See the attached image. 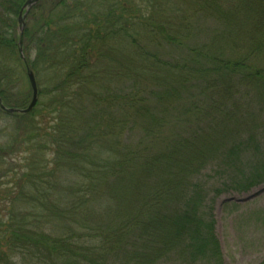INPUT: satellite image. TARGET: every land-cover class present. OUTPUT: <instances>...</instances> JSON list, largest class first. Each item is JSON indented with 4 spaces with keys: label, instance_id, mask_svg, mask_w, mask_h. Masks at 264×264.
I'll list each match as a JSON object with an SVG mask.
<instances>
[{
    "label": "trees",
    "instance_id": "16d2710c",
    "mask_svg": "<svg viewBox=\"0 0 264 264\" xmlns=\"http://www.w3.org/2000/svg\"><path fill=\"white\" fill-rule=\"evenodd\" d=\"M26 1L0 0V98L9 108L29 106L31 86L19 95L13 92L19 73L15 70L20 68L26 72L31 69L35 77L44 73L50 86L43 90L37 81L39 101L30 114L10 115L0 109L1 121L15 119V125L7 122L0 130V137L5 134L7 138L1 147L4 154L0 157V197L5 196L13 208L28 205L41 214L33 223L35 227L28 223L25 213L19 221L17 215H12L10 221L17 223H11L8 230H1L5 226L0 221V246H6L0 247V264H20L12 260L17 252L28 264H108L107 252L126 248L116 247L120 238L109 239L105 231L108 246L100 253L80 241L88 238L91 228L80 222L82 218L75 209L81 203L87 204V200L78 201L70 209L59 210L52 205V191L57 187L65 191L60 187L64 183L60 175L62 168L70 165L77 174L88 177L86 168L92 169L97 177L91 176V180L100 185L101 179L107 184L121 176H128L133 182V187L127 184L126 190L140 194L141 206L134 215H122L121 223L115 225L114 230L123 235L121 240L126 241L125 234L130 237V230L142 226L144 239L151 237V245H155L153 239H159L162 246L184 247L191 263L201 259L222 264L214 220L211 211L205 209L208 192L198 179L205 166L210 165L220 180L221 187L216 190L219 195L230 190L245 193L264 184L262 142L255 134L224 133L219 139L234 114L216 103L206 108L203 102L188 101L176 107L180 115L173 113L175 108L170 109L175 115L170 119L160 115L159 104L175 106L181 92L190 96L194 87L205 97L208 90L217 87L215 83L208 84L210 76H220L228 82L251 81L264 87V66L257 61L252 63L253 58L264 55V40L233 46L242 53L238 59L222 56L225 36L230 28L234 30L230 36L243 34L246 16L264 25V0H228L235 6L234 11L224 9L218 0H190L194 13L206 20L217 18L216 25L222 27L221 31L208 30L206 35L214 36L213 41L198 46L184 42L187 37L181 28L168 21L164 16H169L158 7L160 0H102L105 9L99 8L95 0H41L29 15L24 31L25 63L19 54L16 17ZM241 16L244 21L240 24ZM200 25L187 24L188 29L195 31ZM140 37L150 40L151 50L142 46ZM117 44L121 47L118 53L114 50ZM112 81L120 85L108 88ZM224 90L228 94L226 87ZM118 102L125 111L123 119H105L106 113L114 115ZM208 108L213 113L201 116ZM210 114L221 121H208L207 127L201 128ZM182 115L186 117L182 119ZM116 125H121L122 130L140 127L145 139L120 149L126 151L125 156L114 164L117 158L108 154L117 150L118 143L111 139L117 137ZM167 132L172 134L167 136ZM47 151L56 159L45 162ZM52 164L55 165L51 167ZM89 164L95 166L88 167ZM11 174L10 182L3 184L2 178L8 179ZM85 183L67 188L79 194L82 190L86 195L98 188L84 186ZM10 185L13 186L9 188ZM3 186L7 189L1 190ZM179 202L182 210L178 211L175 205ZM54 212L63 223L58 234L36 225L40 220L46 225ZM74 218L77 229L70 227Z\"/></svg>",
    "mask_w": 264,
    "mask_h": 264
},
{
    "label": "rangeland",
    "instance_id": "374dc122",
    "mask_svg": "<svg viewBox=\"0 0 264 264\" xmlns=\"http://www.w3.org/2000/svg\"><path fill=\"white\" fill-rule=\"evenodd\" d=\"M220 4H223L224 9L227 11L230 8L234 11V7L232 1L228 0H218ZM226 1V2H225ZM225 3V4H224ZM95 4L101 9H105V4L102 0H95ZM158 7L164 10L165 18L168 21L177 24L181 28L182 34L187 37L184 42L187 45H200L202 43L207 44L213 41L214 36H207L206 32L210 29H219L221 31L220 25H216L217 18L206 20L205 18H200L198 14L194 13L192 10V2L190 0H160L158 3ZM220 6V5H219ZM225 12V10H223ZM222 12V14H223ZM156 16V15H155ZM246 16V15H245ZM247 22H244V33L239 34H231L232 28H230L229 34L225 36L226 38L223 40L222 56L227 59L234 60V58L238 59L242 55L241 51H238L233 46L245 44V42L250 41L251 43H259V41L264 40V25H261V22L256 23L255 21L249 20L248 16ZM18 17H16L17 19ZM254 18V17H253ZM155 20H159L156 19ZM241 20L239 21L241 24ZM201 23L202 27L199 30L188 29L187 24H195ZM29 24V19L27 21ZM200 25V26H201ZM191 26V25H190ZM259 26H263L259 28ZM208 27V28H207ZM206 28V29H202ZM234 31V30H233ZM133 33V32H132ZM139 41L142 42V46L147 45V49L151 50L149 42L150 40L145 37L138 38ZM148 40V41H147ZM119 43V42H115ZM254 43V44H255ZM121 45V43H119ZM117 44L114 47L116 53L121 49L120 45ZM210 45V44H209ZM221 46V45H220ZM217 46H215L216 48ZM236 50V52H235ZM181 53V50H179ZM35 56V51L31 52V59L33 60ZM165 58H169L168 56H164ZM171 59V58H170ZM259 63V66H264V55L261 54L257 56V58L252 59V63ZM106 67L108 65H105ZM18 71L16 78L18 82L16 83V88H14L15 94H20L24 89L29 88L30 83L27 77L26 70L24 71L22 68L16 69ZM44 73H39L36 76V80L40 82L43 90H46L47 87L50 86L49 83L45 81ZM19 75V76H18ZM21 75V77H20ZM210 80L213 82L212 84H217L216 88L213 90H208L206 92L205 97L199 95L200 90L198 88H193L190 96L186 94H180L179 101L174 102L175 106H170L167 104H159L161 109V116H164L167 119L174 117V114H179L180 111L176 108L188 101L198 102L207 107L213 105L214 103L222 106L224 110L229 111L234 114L233 118H230V123L226 124L225 129L222 133L219 134V139L224 137V133L228 136L240 134L241 136H249L255 134L262 143L261 150L264 151V87H258L256 83L251 81L240 82L233 80L232 82L224 81L220 76H210ZM108 85V84H107ZM120 84L118 82L114 83L113 81L108 85V88L118 87ZM225 87L228 94L225 92ZM49 101V98H47ZM46 102V101H45ZM152 107L156 110L158 114L157 107L154 105V101L151 102ZM160 103V102H159ZM118 102L115 105V113L114 115L109 116V113H106L104 118L107 119L109 117H114L118 120L123 119V113H125L122 105H119ZM169 106V107H168ZM174 109V114L171 113L170 109ZM212 112L213 109L208 108L207 110H203L201 116L206 114L207 112ZM220 112V111H218ZM165 114V115H162ZM101 114H99L100 116ZM182 119L186 116H181ZM210 121L217 124L221 119L216 116L213 118L212 114H210L202 123L201 128L207 127V122ZM7 122L11 123V125H15V119H6L0 120V130L4 129ZM54 125V124H53ZM170 128L172 125H170ZM227 126L229 128H227ZM121 125H116L115 129L117 137L111 138L117 144V150H112L115 153L108 154L109 157H116L117 161L113 162L116 164L119 159L124 158L125 152L122 150L127 146H133L140 144L144 141L145 137L142 135V130L140 127H136L133 130H122ZM165 131V129H164ZM169 131V130H168ZM167 136L171 135L172 132L165 133ZM191 134V133H190ZM7 138L5 134L0 137V157L4 154L1 151V147H3ZM168 140V139H167ZM259 145H257L258 147ZM129 150V149H127ZM28 155H20V158L27 157ZM52 159H56L55 155L52 152L47 151L43 160L51 161ZM18 161H16L17 163ZM19 163V162H18ZM63 163V162H62ZM61 163V165H62ZM67 164V163H66ZM65 164V165H66ZM55 164H52L54 166ZM71 166V165H70ZM62 168V173L60 181L64 182L60 185L65 188L63 189L56 188L55 191H52L50 195V202L52 205H56V207L61 209H70L73 205H77L78 201L87 200V204L81 203L78 208H76V212H79L81 223L85 222L88 229L91 230L88 232V238L85 240H80L83 244L87 246L96 248V252L100 253L102 248H106L107 243L105 242V236L103 235L104 231L108 232L109 239L120 238L119 244H115L116 247H126L122 251L119 252H107L110 253L107 256L108 264H194L191 263L189 258V254L184 250V247H166L162 246L158 242L159 239H153V243L155 245L150 244V238L147 240L144 239L145 231L142 226H137L136 229L130 230V237H128L125 233V239L121 240L123 235L117 233L114 230L115 225L118 222L121 223V219H123L122 215L131 214L132 215L138 213V208H140V194L135 195L134 193L127 192L128 189L127 184L130 187H133V182L130 178L120 177L115 182V178H112V182L107 184H103V180L101 179V185L98 181L91 180V176H95L92 173V169L86 168L88 171V175L90 177L85 176L83 173H76V170L71 166ZM95 166V164H89L88 167ZM86 167V166H85ZM87 177V178H86ZM13 175H9L7 178H2L3 184H8L10 182ZM94 179V178H92ZM198 176L194 179L197 181ZM85 183L84 186L98 187L96 190H91L89 194L86 195L84 191L81 190L79 196L74 189H68L67 187H73L72 184L75 183ZM99 186H97V183ZM198 182L200 185L204 186L206 191L208 192V197L205 205L206 211H211V218L214 220V235L219 242V255L222 264H263L264 263V184L251 189L249 192L238 193L236 191L230 190L223 192L222 194H217L218 189L221 187L220 180L215 174V171L212 166H205L204 171L201 173ZM13 185H10L12 187ZM59 187V188H60ZM7 189V186H3L1 190ZM217 190V191H216ZM119 193V194H117ZM85 197V199H83ZM10 202V201H9ZM8 202L6 197H0V221L4 224L5 228L2 227L1 230H8L11 223L10 218L12 215H17V221L19 218H22V214H26L29 217L30 224L37 223L39 220L37 217L40 216V211H32L31 207L28 205H22L19 203L14 208ZM183 202V201H182ZM182 202L177 203V210H182ZM172 207V206H167ZM166 208V207H165ZM169 210V209H168ZM57 212V211H56ZM55 213L52 218H48L49 222L45 225L44 221L40 220V224H36L43 226L47 231H51L53 234H58L62 231L61 218L58 214ZM34 216V217H32ZM119 219H116L115 217ZM47 217V216H42ZM85 218V219H84ZM77 219V218H76ZM78 220V219H77ZM70 223V227L73 229L78 228V224L75 222V218ZM32 227H35L33 224ZM84 228V227H83ZM81 228L80 231L83 229ZM101 228V229H99ZM71 231V230H70ZM101 232V233H100ZM110 233V235H109ZM162 234H159V238H161ZM154 235L153 237H155ZM185 244H183L184 246ZM5 246L2 244L0 247ZM6 247V246H5ZM135 249H134V248ZM145 247V248H144ZM147 247H150L149 249ZM143 248V249H142ZM7 248L3 250L6 251ZM109 249V248H107ZM148 249V250H147ZM105 251H107L105 249ZM18 253V252H17ZM12 258L14 262H18L20 264H28L26 263L21 254H17ZM214 262V261H212ZM195 264H209L204 260L198 259V262Z\"/></svg>",
    "mask_w": 264,
    "mask_h": 264
},
{
    "label": "water",
    "instance_id": "95a60500",
    "mask_svg": "<svg viewBox=\"0 0 264 264\" xmlns=\"http://www.w3.org/2000/svg\"><path fill=\"white\" fill-rule=\"evenodd\" d=\"M41 2V0H27L20 11L18 17V31H19V54L21 59L26 63V57L24 53V31L27 25V19L31 14L32 10ZM27 65V64H26ZM28 67V66H27ZM27 78L29 80L31 89H32V100L29 106L25 109H18V108H9L3 104L2 99L0 98V109L5 111V113L10 115H27L30 114L36 107L38 100H39V89L37 88V81L34 72L28 68L27 70Z\"/></svg>",
    "mask_w": 264,
    "mask_h": 264
}]
</instances>
